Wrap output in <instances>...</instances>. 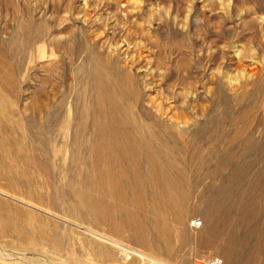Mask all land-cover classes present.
<instances>
[{
    "label": "rangeland",
    "instance_id": "obj_1",
    "mask_svg": "<svg viewBox=\"0 0 264 264\" xmlns=\"http://www.w3.org/2000/svg\"><path fill=\"white\" fill-rule=\"evenodd\" d=\"M79 28L104 39L116 32L114 37L127 41L130 52L139 42L141 63L135 74L150 78L152 72L154 80L153 88L142 90V102L152 97L163 102L168 116L181 112L184 121L207 122L220 110L217 85L222 83L229 94L241 95L240 110L253 114L256 122L264 117V0H0V95L13 113L0 127V228L9 225L0 236V247L30 254L9 263L0 259V264H153L137 255H122L119 248L92 236L87 231L92 228L169 264H194L197 257L214 255L224 264H264V136L258 132L263 126H256L257 148L247 154L234 151L235 159L247 162L250 171L236 186L235 199L244 212H234L238 226L232 232L222 229L213 236L214 221L197 197L187 201L182 219L167 220L168 243L160 242L150 228H142V241L141 234L133 238L127 228L116 230L114 218L94 221L73 208L74 196L60 190L73 192L69 159L63 161L64 169L55 168L59 179L50 176L51 158L60 164L68 153L60 147L67 134L57 133L53 157L41 150V136L26 135L24 127L36 106L47 107L53 121L59 116L67 124L87 102L91 44L80 40ZM39 30L45 35L30 44ZM186 71L191 85L185 86ZM80 91L85 101L78 105ZM34 116L37 124L44 121L39 112ZM208 127L206 135L189 131L184 139L187 154L201 155L213 167V152L224 153L212 135V124ZM195 219L203 221L200 228L191 227ZM15 228L35 241L19 242Z\"/></svg>",
    "mask_w": 264,
    "mask_h": 264
},
{
    "label": "bare ground",
    "instance_id": "obj_2",
    "mask_svg": "<svg viewBox=\"0 0 264 264\" xmlns=\"http://www.w3.org/2000/svg\"><path fill=\"white\" fill-rule=\"evenodd\" d=\"M79 29L82 30L79 31L80 40L91 44L89 47L91 65L88 71L90 88L87 89V102L79 106L78 115L76 118L69 119L67 124H64V120H61L59 116L53 121L51 117L54 113L51 114L47 107L36 106L31 108L30 113L35 115L39 112L44 121L37 124L36 117L30 114L29 125L24 127L26 135L31 133L41 136L40 142L43 146L41 150L45 155L53 157L57 156L56 146L54 148L57 133L62 130L67 134L63 136V144L60 147L65 148L68 153L61 157L62 160L59 159L62 161L60 164L53 162L51 158L50 176L59 179L55 168L64 169V162L69 159L70 166L74 168L70 174L74 175L75 185L70 186L69 189L73 191L71 192L73 194L66 188L60 189L61 185L60 187L59 184L57 185L61 192L74 196L76 203L73 208L83 213L82 216H87L94 221L102 219L109 221L108 218H114L116 230L127 228L133 232V238H139L141 234L142 241V228H150L156 232L160 242L168 243L167 220L182 219L187 201L197 197L204 202L207 213L214 221L210 233L214 236L222 229L232 232L238 226V220H236L238 215L233 214L243 208L236 201L237 198L235 199L236 193L238 195L236 186L241 181L245 182L244 176L250 171L247 162L241 164L235 159L234 151L241 149L247 154L253 150V147L259 146L255 144V133L258 129L256 126H263L261 131H258L259 129L257 131L264 136V117L262 119L261 116V123L256 122L253 114L240 110V101H243L240 99L241 95L229 94L222 83L217 85V105L220 110L207 122L199 124L197 120L184 121L182 118L185 115L181 112L175 116H168L166 107L163 108V102H156L157 100L153 97L142 102V90L149 91L154 80L151 79L152 72L149 73L150 78H147L148 75L141 78L135 74L141 63V56L138 53L141 48L139 42L133 46L135 52H130L129 45L125 44L127 41L123 44V38L114 37L118 34L115 31L111 35L112 38L107 36L104 39L105 36L91 34L84 28ZM113 29L117 28L114 26ZM44 35L45 32L39 30L28 42L34 43L38 36L42 38ZM101 39H104L103 44L99 43ZM104 43L107 45L105 46ZM124 46L126 47L123 54ZM72 49L79 52L76 47ZM188 71H186L187 80L181 77L182 84L185 86L191 85L188 81L191 77ZM168 88H170L169 85ZM83 97L82 91L77 93L78 105L81 104ZM183 108L187 109L185 106ZM12 117L10 107L0 95V127L3 128V119ZM45 117H47L46 120ZM211 124L212 135L216 137L215 140L224 153L220 155L213 152L212 156L216 158L213 167L206 165L200 159L201 155L192 152L187 154L189 144L184 139V135L189 131L206 135L210 128L208 126ZM192 127H194L193 130H191ZM64 128L66 129L63 130ZM224 169H227L226 172ZM79 205L85 209L78 210ZM249 224L252 225V223ZM8 226L3 225L0 228V236L4 235ZM14 231L21 243L36 239L25 238V232L21 229L15 228ZM87 231L92 236L119 248L121 254L126 257L133 254L143 260H151L153 264H169L149 257L143 253L144 251L132 249L102 231L93 228ZM255 239H257L256 235ZM229 243L228 241V245ZM231 249L233 250L232 247ZM29 255V253L21 254V252H12L0 247V259L8 263L24 260ZM106 255V253L102 254L103 257Z\"/></svg>",
    "mask_w": 264,
    "mask_h": 264
},
{
    "label": "built area",
    "instance_id": "obj_3",
    "mask_svg": "<svg viewBox=\"0 0 264 264\" xmlns=\"http://www.w3.org/2000/svg\"><path fill=\"white\" fill-rule=\"evenodd\" d=\"M203 225V221L201 219H195L191 222V227L197 229ZM224 260L221 256L214 255L210 258L206 257H197L194 260V264H223Z\"/></svg>",
    "mask_w": 264,
    "mask_h": 264
}]
</instances>
